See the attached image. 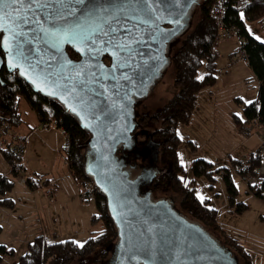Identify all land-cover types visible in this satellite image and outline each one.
Instances as JSON below:
<instances>
[{"label":"water","instance_id":"95a60500","mask_svg":"<svg viewBox=\"0 0 264 264\" xmlns=\"http://www.w3.org/2000/svg\"><path fill=\"white\" fill-rule=\"evenodd\" d=\"M199 1L0 0V72L17 71L89 133L85 168L117 229L113 264H235L203 226L139 192L152 175L131 177L118 152L136 128L134 97L146 95L166 43L187 27Z\"/></svg>","mask_w":264,"mask_h":264},{"label":"trees","instance_id":"16d2710c","mask_svg":"<svg viewBox=\"0 0 264 264\" xmlns=\"http://www.w3.org/2000/svg\"><path fill=\"white\" fill-rule=\"evenodd\" d=\"M213 1L200 0L198 2L201 17L194 25V29L186 36L177 51L171 56L176 70L174 78L176 93L169 100L168 105L161 110V112L167 113L166 116L160 119L161 112H158L142 115L141 117L146 119V121L139 119L145 125H154L160 121L159 128L153 129L152 136L159 144L160 153L158 159L162 163L159 175L151 182H142L139 192L151 194L162 189H169L174 192L177 195L176 198L181 210L189 212L191 217L195 220L197 219L201 226L215 230L218 233V237L214 239L229 252L238 254L242 258V264H251L243 244L221 229L216 221L217 211L209 207L207 201L201 200L197 195V178L207 174L209 178L215 179L213 174H221L228 190V199L231 205L235 204L234 208L229 210L238 214L246 210L247 207L243 202L235 203L234 197L237 194V189L234 187L230 177V168L227 165L215 167L214 163L206 158H197L189 166L191 180L188 185L184 182V179H181L184 178L187 170L181 164L178 156V145L181 141V137L178 136V128L181 125L190 123L201 89L211 86L215 82L214 73L217 70L216 46L219 43V36L215 21L209 14ZM223 3L226 13L224 20L227 25H235L239 28V34L243 37L241 45L248 56V66L251 67L254 76L258 79V92L255 99L251 102H242L244 120L241 121L245 124L257 121L264 125V42L249 34L244 24L245 20H258L263 23L264 0H223ZM241 12L245 14L243 20L240 19ZM67 52L71 58H79V55L69 47ZM0 55H2L1 46ZM104 61H108L107 56H104ZM201 66L205 67L206 73L198 78L197 74ZM20 98L26 100L29 109L35 113L40 123L50 122L56 128L62 129L66 134L65 145L67 144L69 149L65 151L62 148L63 162L66 164L73 180L80 187L87 181L92 184L95 195L93 201L97 208V214L93 215L91 220H101L103 229L98 232H91V235L83 243V247H80L73 239L49 241L41 234L36 235L26 245L23 255L12 264H48L50 262L53 264H70L72 262L88 264L89 260L87 258L95 252L97 254L92 260L100 262V264H110L111 260L114 259L113 254L117 250V229L109 214L105 196L95 188L86 172L84 148L89 138L88 131L80 128L79 120L76 116L67 112L57 99L35 92L31 85L18 75L17 71L9 73L6 67L3 66L0 72V111L3 113L0 114V125L6 123L16 125L19 122L20 112L18 104ZM235 122L238 126L242 124L238 118H235ZM258 149L259 147L249 153L248 157L244 159L228 157L229 165L233 166L245 180L246 176L249 175L258 177L257 173L261 159L257 154ZM118 150L120 151L121 147ZM4 157L7 164L11 167L10 172L14 176L17 175L19 167H25L22 159L12 152V145L9 143L4 150ZM240 166L243 167L242 170L239 169ZM13 185L12 179L0 174V194L11 190ZM26 185L30 189L39 187L36 180L31 176L27 177ZM247 187L251 189L257 198L264 200V178H258V181L254 184L247 183ZM0 203H4L7 206L11 204L10 199L1 200ZM176 211L188 219L183 212H179L177 209ZM1 252L9 253L10 256L14 254L7 250L4 244H0Z\"/></svg>","mask_w":264,"mask_h":264},{"label":"rangeland","instance_id":"374dc122","mask_svg":"<svg viewBox=\"0 0 264 264\" xmlns=\"http://www.w3.org/2000/svg\"><path fill=\"white\" fill-rule=\"evenodd\" d=\"M187 15V27L166 43L164 48L165 63L157 70L156 75L149 82L150 84L147 87L146 95L143 97H134L133 110L135 114L161 112L176 93V87L174 85L176 70L171 56L177 51L182 41L194 29V25L200 19L199 4H194ZM263 23L258 20L244 21L247 32L256 38L259 37L260 39L258 40L261 42H264ZM239 47V41L235 38L223 39L216 46L217 70L214 73L215 82L211 86H206L201 89L197 99L198 103L193 111L190 123L188 125H181L178 128V136L181 137L178 145V156L181 164L187 170L183 178L187 185L191 180L189 166L194 159L206 158L213 162L215 167L227 165L230 168L229 174L234 187L237 189V194L234 197L235 203L243 202L247 207L246 210L240 214L229 210L233 209L235 204L231 205L228 199V190L221 174H213V178L215 179L209 178L207 174L197 178V195L199 194L198 197L201 200L207 201L209 207L217 211L216 221L219 223L221 229L239 243L243 244L249 255L250 263L264 264V200L257 198L252 193L251 189L247 187V182L244 177L233 166L229 165L228 161L229 156L236 159H244L248 157L249 153L261 145L260 136L256 132L258 122L253 121L245 124L241 121L244 120L242 100L244 102H251L255 99L258 92V79L254 76L251 67L248 66L245 59L231 60L230 56L232 52ZM205 73V67L201 66L197 76L200 78ZM27 106L26 100L20 98L18 104L19 112L22 111L23 113L28 108ZM0 114L3 113L0 111ZM166 114L161 112L160 119L166 116ZM235 118H238L242 122L240 126L235 122ZM26 121L27 123L22 126V131L25 134L28 131L26 124L28 122L31 123L28 116ZM159 125L160 121L154 125H148V128L150 130L159 128ZM50 128L56 129L54 125ZM245 129H248L247 134L243 133ZM3 139L6 140L8 137H4ZM33 139H28V143L33 148V151L38 153L40 151L36 149L34 142L39 143L41 139L35 138V141ZM62 144L60 147H62ZM86 146L87 144L84 148V154L87 149ZM24 151L22 161L27 163L25 161L26 154ZM145 160L146 156L139 159V163L146 162ZM62 162L61 155L59 162L56 161L53 163L54 166H59L63 164ZM32 164L37 165V162L33 161ZM158 165L160 166V163ZM10 170L11 167L6 164L4 158L0 155V173H7L6 175L14 182L11 190L0 194V201L10 199V196L15 199V202L10 199L11 204L9 206L0 203V218L5 222L4 227L0 229V241L4 242L7 250L14 253L10 256L9 253L1 252L0 264H12L17 261L23 255L26 244L40 232L49 241L55 239H73L75 242L84 243L88 236L91 235V232H98L103 229L101 220H91L93 215L97 214V208L93 199L83 203L80 197H78V200L84 207H77V209L83 212H77L69 204V215L65 214L63 217L60 215L58 221L53 224V227L47 228L45 226L41 229V226L36 224L35 214L32 211L37 210L43 212L44 210L46 214L50 213L55 215L54 207H50L46 200V190L40 189L38 193H33L32 189L30 190L26 184H21L19 178L14 176ZM43 170H47V168L43 167ZM21 175L25 178L28 177L27 171ZM22 190L28 192V194L20 193ZM152 196L155 197L153 200H172L175 209L183 212L191 221L198 222L197 219L195 220L191 217L189 212L181 210L178 199L176 198L177 195L169 189L155 191ZM50 228L52 232H56V238H52L51 234H49V230L51 231ZM204 228L214 238L218 237V233L212 228ZM96 254L97 252L87 258L89 260L88 264H100V262L92 260ZM231 254L235 259V264H242V258L238 254L234 252H231ZM114 260L112 259L110 264H113ZM48 264L53 263L50 262ZM70 264H79V262H72Z\"/></svg>","mask_w":264,"mask_h":264},{"label":"crops","instance_id":"0c3cea01","mask_svg":"<svg viewBox=\"0 0 264 264\" xmlns=\"http://www.w3.org/2000/svg\"><path fill=\"white\" fill-rule=\"evenodd\" d=\"M242 102L245 103L243 100ZM28 109L29 107L25 109L23 113L22 111H20L19 122L16 125H10L9 129H6V135H4V137H8V139H2L0 141V155L5 160L2 149H5L8 143L11 145L15 144L13 143V137L18 136L21 140H23L22 143L25 144L24 152L26 154L25 161H27V163H24L22 161L23 165L25 166V172L27 171L28 176L33 177L39 186L36 189H32V192L38 193V190L45 189L46 200L49 206L52 208L54 207L55 209V215H52L50 213L46 214V211L44 210L43 212L37 210L32 211L35 214V222H37L36 224L40 225L41 229H43L45 226L47 228L51 226L53 227V224L58 221L60 215L62 217L65 214L69 215V204L71 207H74L77 212H83L82 210H78L77 207L81 208L84 206L81 205L78 200L80 186L76 183L75 180H73V178L69 174L66 164L62 162L63 164L54 166L53 163L56 161L59 162V157L62 155L63 144L66 142V134L62 129H49L40 127V121L37 120L35 113L32 110ZM27 116L29 117L31 123L28 122V124H26V127H28V131L25 134V132L22 131V126L27 123V121L25 122ZM35 138L41 139V142L39 143L34 142V146L40 151L38 153L34 152L33 148H31L30 144L28 143V139H33L35 141ZM62 139L64 142L62 141ZM61 144L62 147H60ZM33 161L37 162V165L39 166L32 164ZM7 165L9 166V164ZM43 167H46L47 170H43ZM0 174L8 178V176L6 175L7 173ZM20 193L28 194V192L24 190H22ZM9 198L15 202V199L13 197L10 196ZM4 225L5 222L0 218V229H2ZM39 234H41V232L36 235ZM49 234H51L52 238H56V232H52V229L51 231L49 230ZM29 242H31V240ZM0 243L4 244V242L1 241Z\"/></svg>","mask_w":264,"mask_h":264},{"label":"built area","instance_id":"2783aa9c","mask_svg":"<svg viewBox=\"0 0 264 264\" xmlns=\"http://www.w3.org/2000/svg\"><path fill=\"white\" fill-rule=\"evenodd\" d=\"M209 14L211 15V17L214 19L215 21V25L217 26V30H218V36H219V41L223 40V39H231V38H235L239 41V48L238 50H235L232 52L231 54V60L235 61V60H243L245 59L247 61L248 56L246 54L245 49L243 48L242 41H243V37H241V35L239 34V28L235 25H227L224 18H225V5L223 3V0H214L213 4L211 5L210 9H209ZM52 125V123H40V127L42 128H49ZM10 125L8 123L0 125V137L1 139L4 138V135H6V129H9ZM248 129H245L243 131L244 134H247ZM258 135L260 136V143L261 145L259 146L258 149V156H260V166L258 168V173H257V178L256 177H252V176H246V181L247 183H251L254 184L258 181V178H264V125L258 123L257 126V131ZM15 144H12V152H14V154L17 155V157H19L20 159H23V151H24V143H22V140L17 136V137H13ZM69 149L68 145L64 144L63 146V150L67 151ZM4 150L3 151V155H4ZM239 169H243L242 166L239 167ZM17 178H19V182L21 184H26V179L24 176H22L21 174L23 172H25V167H19L17 169ZM79 197L81 199V201L83 203H86V201H89L91 199H94L95 195H94V189L92 184H90L88 181L85 182V184L80 188L79 191Z\"/></svg>","mask_w":264,"mask_h":264},{"label":"flooded vegetation","instance_id":"af4514ba","mask_svg":"<svg viewBox=\"0 0 264 264\" xmlns=\"http://www.w3.org/2000/svg\"><path fill=\"white\" fill-rule=\"evenodd\" d=\"M106 63L109 64V59ZM147 114L135 115L136 128L132 133L131 145L124 151L120 150L119 157L125 161V170L129 171L131 177L133 178L141 177L146 172H150V175H152L151 180H153L155 179V177L159 175L158 173L161 171L162 163H160V160L158 159L160 148L157 140L152 136L153 129L150 130L148 128L149 124L145 125L142 124L141 122V121H146V119L142 118L141 116ZM145 151L149 154L154 152L155 156L152 155L151 157H149V159L146 158L145 160L146 162L139 163V159L145 157L146 154ZM156 158L158 159V161ZM158 163H160V166L158 165ZM152 194L153 193L150 194L151 197ZM166 200L173 206L172 200L169 199Z\"/></svg>","mask_w":264,"mask_h":264},{"label":"snow or ice","instance_id":"6c2138e0","mask_svg":"<svg viewBox=\"0 0 264 264\" xmlns=\"http://www.w3.org/2000/svg\"><path fill=\"white\" fill-rule=\"evenodd\" d=\"M12 2L13 3H15L16 2V0H12ZM81 2H83V0H81ZM244 13L243 12H241L240 13V19L241 20H243L244 19ZM257 39H260L259 37H257ZM13 67H15V65H13ZM199 78V77H198ZM74 111V110H73ZM181 179H183V178H181ZM199 195V194H198ZM62 243V242H61ZM76 243H78V245L80 246V247H83V242H76Z\"/></svg>","mask_w":264,"mask_h":264}]
</instances>
